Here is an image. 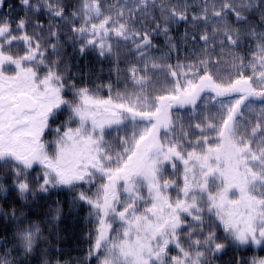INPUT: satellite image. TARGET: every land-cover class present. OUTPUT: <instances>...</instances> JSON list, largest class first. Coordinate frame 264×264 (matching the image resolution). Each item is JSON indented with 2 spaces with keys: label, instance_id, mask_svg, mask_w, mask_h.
<instances>
[{
  "label": "trees",
  "instance_id": "trees-1",
  "mask_svg": "<svg viewBox=\"0 0 264 264\" xmlns=\"http://www.w3.org/2000/svg\"><path fill=\"white\" fill-rule=\"evenodd\" d=\"M263 49L264 0H0L1 54L24 61L40 79L54 75L62 94L42 138L49 153L69 129L85 126L82 113L105 104L120 116L119 124L112 120L101 130L114 166L130 148L128 131L120 128L130 116L125 105L182 94L190 74L224 81L235 97L244 96L230 121L218 100L203 101L207 91L194 106L170 112L165 129L178 159L155 176L156 185L168 203L187 200L188 174L198 175L199 163L206 165L200 178L209 195L200 201L199 220L182 213L183 225L165 242L167 264L183 250L197 254L200 264L264 259V232L259 245L242 247L230 210L219 204L229 192L227 160L237 122L264 151V86L240 87L254 78L253 61ZM96 179L64 182L44 166L0 158V264H109L117 223L105 229L81 200L84 191L107 184ZM125 187L117 186V199Z\"/></svg>",
  "mask_w": 264,
  "mask_h": 264
},
{
  "label": "rangeland",
  "instance_id": "rangeland-1",
  "mask_svg": "<svg viewBox=\"0 0 264 264\" xmlns=\"http://www.w3.org/2000/svg\"><path fill=\"white\" fill-rule=\"evenodd\" d=\"M253 63L255 76L243 83L241 89H247L249 85L264 86V49ZM184 83L182 94L144 102L132 100L125 105L123 114L127 116L130 113V116L126 117L120 128L128 131L126 146L130 148L121 154L114 166L109 149L112 145H106L101 140V130L110 126L112 120L119 124L120 116L115 115L116 109L105 104L87 109L82 113L85 126L82 129H69L59 140V145L53 144V153H49L48 144L43 145L42 138L50 113L57 109L59 100L56 98V105L51 103L47 81L41 82L40 88L35 86L33 93L29 91L31 83L0 87V158L12 159L25 168L44 166L64 182L96 183V177L105 180L107 184L95 186L94 193L84 191L85 197L82 196L81 200L86 204L89 215L99 224L102 223L105 229H110L113 222L117 223L109 240V264H167L163 261L168 251L165 242L168 238L173 239L174 233L183 225L182 213L187 218L199 220L200 201L209 195L200 178L206 165L202 167L199 163H196L198 175L188 174L191 189L187 200L168 203L156 185L155 176L163 173L171 161L178 159L175 155L177 145L171 132L165 129L170 122V112L173 108L194 106L203 91H207L209 93L203 96V101L218 100L228 112L226 121H230L244 98L235 97L234 89L224 87V81L199 79L190 74ZM22 94L33 96L40 109L31 114L15 115L13 108ZM101 109L112 112L116 118L101 113ZM73 123L77 124L76 121ZM256 145L248 135V128L242 122H237L233 133L234 150L229 152L227 160L229 192L219 198V204L223 211L230 210L234 240L242 247L259 245L264 232V191L260 190L264 184V151L260 152ZM123 183L125 190L117 199V186ZM172 247L182 249L174 244ZM176 252L178 254L170 264H189L188 259L200 264L197 254L185 250ZM253 264H264V259Z\"/></svg>",
  "mask_w": 264,
  "mask_h": 264
},
{
  "label": "flooded vegetation",
  "instance_id": "flooded-vegetation-1",
  "mask_svg": "<svg viewBox=\"0 0 264 264\" xmlns=\"http://www.w3.org/2000/svg\"><path fill=\"white\" fill-rule=\"evenodd\" d=\"M7 66H15L18 68L19 74L18 75H22V77L20 79H18L19 83H23L28 85L29 83H31V86L29 89H31V87H33V89L40 88L41 85L40 83H33L28 79L25 80L24 75L25 73L27 75H31L33 76V79H35V81L37 82L39 80V74L38 72L34 71L31 67L29 69H26L25 63L24 61L20 62V61H13L12 59H9L6 55L0 54V76L5 74L4 71V67ZM52 73V72H50ZM37 78V79H36ZM9 79L6 76L5 78H3V80L0 81V87H8L9 86ZM48 83V93L50 94V101L51 103H53L54 105H56V98L59 100V104H61V99H62V94L58 93V88H57V80L55 79V76L52 75L50 76L49 80H47ZM46 85V84H45ZM36 86V87H35ZM56 108L53 110V113H55ZM52 113V114H53ZM51 116V113H50ZM52 120V116L49 118V121L46 122V125H49L51 123Z\"/></svg>",
  "mask_w": 264,
  "mask_h": 264
},
{
  "label": "water",
  "instance_id": "water-1",
  "mask_svg": "<svg viewBox=\"0 0 264 264\" xmlns=\"http://www.w3.org/2000/svg\"><path fill=\"white\" fill-rule=\"evenodd\" d=\"M19 104L20 106L15 108L16 113H20L22 111H32L35 109L36 105L32 101V99L28 96H20L19 97Z\"/></svg>",
  "mask_w": 264,
  "mask_h": 264
}]
</instances>
